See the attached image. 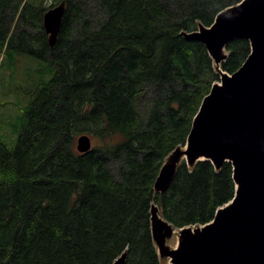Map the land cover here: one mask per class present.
Wrapping results in <instances>:
<instances>
[{
	"label": "trees",
	"instance_id": "16d2710c",
	"mask_svg": "<svg viewBox=\"0 0 264 264\" xmlns=\"http://www.w3.org/2000/svg\"><path fill=\"white\" fill-rule=\"evenodd\" d=\"M42 0H0V66L35 62L28 101L10 146L0 133V264H161L151 227L156 203L177 228L210 222L236 193L231 162L178 165L154 189L166 159L184 146L220 72L203 42L242 0H65L54 47ZM233 74L251 53L227 45ZM80 134L95 144L80 153Z\"/></svg>",
	"mask_w": 264,
	"mask_h": 264
},
{
	"label": "water",
	"instance_id": "95a60500",
	"mask_svg": "<svg viewBox=\"0 0 264 264\" xmlns=\"http://www.w3.org/2000/svg\"><path fill=\"white\" fill-rule=\"evenodd\" d=\"M65 10L63 0L44 13L51 48ZM184 35L203 42L216 63L223 61L222 49L234 39H248L252 49L233 74L221 71L222 84L214 83L204 98L185 150L178 154L179 147L164 163L154 189L159 193L168 189L185 156L189 166L207 159L217 170L231 162L236 193L210 223L180 228L178 247L168 244L176 227L152 216L154 241L159 255L170 257L172 264H264V0H242L221 11L211 26L200 24ZM76 149L90 151L91 136H77ZM126 256L123 253L114 264H126Z\"/></svg>",
	"mask_w": 264,
	"mask_h": 264
},
{
	"label": "rangeland",
	"instance_id": "374dc122",
	"mask_svg": "<svg viewBox=\"0 0 264 264\" xmlns=\"http://www.w3.org/2000/svg\"><path fill=\"white\" fill-rule=\"evenodd\" d=\"M55 1L56 0H42V3L44 6L48 7L54 4ZM226 47L227 46L223 47L222 49L223 61L228 57V51ZM212 59L216 67L219 69V72L221 73V71H224L221 69V63L223 61L221 60V62L216 63L214 58ZM34 66H35V62L29 60L28 56L25 55L18 57L15 65L12 67H9L6 64L0 66V133L3 134L5 140L10 146L14 145L15 139L17 137V135L13 131L12 125L14 123L19 124L17 118L22 113V109L29 98L28 95L25 96V93L23 91V84L24 81L32 80L34 78V74L30 70V67H34ZM216 83H221V74H220V80ZM92 141L93 144H95L93 137H92ZM184 150H185V146H182L178 154L180 152H183ZM171 159H173L172 156L167 158L166 161H169ZM182 159H185V156H182ZM152 216L153 218L162 219L166 221V219L162 216V209L156 203L153 204ZM178 239H179V233L175 232L173 240L171 239L168 240V244L172 247H175L178 243ZM154 243L156 244L155 241ZM156 248L159 255V249L157 245ZM159 258L161 264H169V259L167 257H162L159 255Z\"/></svg>",
	"mask_w": 264,
	"mask_h": 264
},
{
	"label": "bare ground",
	"instance_id": "6f19581e",
	"mask_svg": "<svg viewBox=\"0 0 264 264\" xmlns=\"http://www.w3.org/2000/svg\"><path fill=\"white\" fill-rule=\"evenodd\" d=\"M192 130V129H191ZM191 132V131H190ZM190 135V134H189ZM237 186H239L238 184H237ZM179 233V239H178V243H177V245L175 246V247H178L179 245H180V241H181V239H180V235H181V233H180V231L178 232ZM174 237V236H173ZM173 237L171 238V240H173ZM168 259H169V264H172V260H171V258L170 257H167Z\"/></svg>",
	"mask_w": 264,
	"mask_h": 264
}]
</instances>
